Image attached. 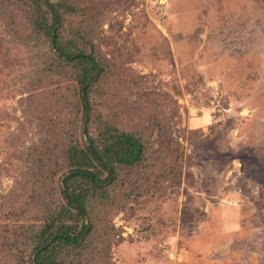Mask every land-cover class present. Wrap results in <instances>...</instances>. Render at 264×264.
<instances>
[{
	"label": "rangeland",
	"instance_id": "1",
	"mask_svg": "<svg viewBox=\"0 0 264 264\" xmlns=\"http://www.w3.org/2000/svg\"><path fill=\"white\" fill-rule=\"evenodd\" d=\"M82 1L102 110L149 149L81 264H264V0ZM27 11L0 0V264L39 225L75 115Z\"/></svg>",
	"mask_w": 264,
	"mask_h": 264
},
{
	"label": "trees",
	"instance_id": "2",
	"mask_svg": "<svg viewBox=\"0 0 264 264\" xmlns=\"http://www.w3.org/2000/svg\"><path fill=\"white\" fill-rule=\"evenodd\" d=\"M14 1L27 6L32 28L48 42L46 70L71 84L68 96L75 107L59 140L60 160L48 178L55 192L49 202L41 196L39 225L21 226L25 241L16 263L81 264L97 242L103 210L115 204L113 187L124 169L142 165L149 139L144 131L122 127L116 115L102 110L98 86L105 81L107 64L85 19L71 20L87 15L84 1Z\"/></svg>",
	"mask_w": 264,
	"mask_h": 264
}]
</instances>
